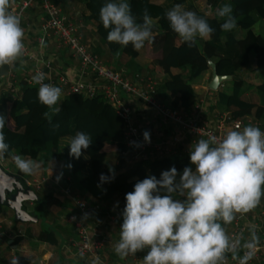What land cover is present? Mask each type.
I'll return each mask as SVG.
<instances>
[{
  "label": "clouds",
  "instance_id": "clouds-1",
  "mask_svg": "<svg viewBox=\"0 0 264 264\" xmlns=\"http://www.w3.org/2000/svg\"><path fill=\"white\" fill-rule=\"evenodd\" d=\"M9 9L10 0H0V67L16 65L25 48L21 19ZM216 15L223 20V32L237 27L231 4L222 5ZM163 16L189 47L197 39L210 38L215 31L182 4L167 9ZM99 20L109 30V43L123 47L131 44L139 51L154 40L155 25L148 9L144 8L138 18L128 0H105L99 9ZM44 79L42 72L32 76L33 83L39 85L38 102L49 109L43 116L51 123L60 111L57 104L62 90L44 83ZM5 122L0 112V159L10 148L3 132ZM143 138L149 142L150 134L145 131ZM91 144L90 134L77 131L69 142V155L79 158ZM12 159L26 175L38 167L35 161L21 155ZM189 161L191 166L182 172L173 166L162 171L159 179L149 175L125 194L119 239L114 245L121 260L146 250L142 264H222L225 253L233 247L222 223L230 224L236 214L252 211L264 198V131L254 125H237L219 138H201L190 145ZM99 179L103 183L109 177L101 173ZM11 264L17 262L13 260Z\"/></svg>",
  "mask_w": 264,
  "mask_h": 264
},
{
  "label": "trees",
  "instance_id": "trees-1",
  "mask_svg": "<svg viewBox=\"0 0 264 264\" xmlns=\"http://www.w3.org/2000/svg\"><path fill=\"white\" fill-rule=\"evenodd\" d=\"M204 1L210 9L218 4H231L233 15L237 19L236 28L244 31L243 35L236 37L234 31L236 28L231 32H223L220 29L222 18L214 14L207 15L194 8L189 2L186 4L185 0H168V5L154 3L152 0H128L134 15L139 18L142 10L147 8L158 25V31L153 35L154 40L145 43V47L151 48L154 52L152 61L155 72L163 76L161 86H158L157 81L156 91L170 93V105L182 107L184 110L191 109L196 97L190 82L209 70L207 60H210L215 64L217 74L233 76L229 80L231 83L229 94L216 93L217 103L227 108L233 106L234 109L229 112L234 116L251 115L264 122V83L254 86L258 103L255 105L246 102L239 98L244 86L238 74L239 69L252 60L254 64L252 70L264 77V32L253 31V25L257 21L260 20L264 25V0ZM104 2L105 0H84L82 13L86 12V19L95 23V35L109 53L119 51L128 57H134L136 51L131 44L123 47L107 41L109 30L105 29L99 20V9ZM175 4H182L186 10L196 12L215 29L210 38L201 39L200 47L197 42L192 47L182 40L175 42L177 35L163 16L164 12ZM171 68H176L179 72L170 73ZM17 87L15 96L6 94L0 87V112L6 117L3 132L6 142L10 145L3 159H9L11 155H21L42 165L59 161L61 174L71 176L81 194H88L95 203L103 207L116 202L121 224L122 212L126 204L125 194L133 190L137 181L149 175L159 179L162 171L173 166L178 172H182L186 166H191L188 155L142 159L125 166L127 154L122 142V121L101 97L86 98L75 94L61 96L57 104L60 111L49 123L43 116V113L49 109L37 100L38 88L27 85L22 76L18 80ZM77 131L90 134L92 144L88 149L82 150L79 158H74L69 155L68 145ZM112 159H116V165L113 167L110 164ZM101 173L109 177L107 182L101 183L99 179ZM15 174L20 177L26 175L18 169ZM34 192L37 199L31 201L30 213L36 218L34 222L40 220L43 215L46 217L42 220L46 221L49 216V205H59L60 202L50 203L49 193L39 195ZM42 220L35 236L36 241L57 249L60 232L58 226L53 222L43 223ZM16 224L18 222L12 219L10 228L15 232ZM20 238V235L15 233L10 244H16ZM139 261L142 262V257H137V264H141Z\"/></svg>",
  "mask_w": 264,
  "mask_h": 264
},
{
  "label": "built area",
  "instance_id": "built-area-1",
  "mask_svg": "<svg viewBox=\"0 0 264 264\" xmlns=\"http://www.w3.org/2000/svg\"><path fill=\"white\" fill-rule=\"evenodd\" d=\"M30 9L37 11L33 20L27 18V11ZM9 10L20 17L21 27L24 30L25 48L21 63L23 66L29 64L28 69H25L22 74L24 82L38 88L39 85L33 83L32 76L42 72L45 76L43 82L61 88V96L75 94L86 98L101 97L122 121V142L126 149L127 161L131 164L142 159L171 156L172 147L189 135L197 140L206 139L212 135L219 138L225 132L235 129L237 125L241 127L254 125L264 131V122L251 115L240 117L234 116L229 111L220 110L211 118L204 119L198 107L192 108L189 112H181L179 108L161 102L157 96L158 83L155 77L137 72L126 75L122 71L108 67L81 41L78 25L73 18L51 0H18L10 6ZM50 48L54 54L48 53ZM62 53H67L68 58L76 61L71 74L54 69L56 66H54L53 57L55 56L51 55L59 56ZM13 69V66H8L7 75ZM13 83L8 81L6 88L11 95L15 96L18 88L16 89L17 86L15 87ZM137 105H141L160 120L170 123L176 135L168 138L160 136L157 139L150 137V141L145 142L136 123ZM188 152L189 149L185 147L180 155H187ZM2 161L3 159H0V166ZM62 178L61 190L70 198L72 204L71 212L65 217L73 230V237L69 243L73 246L75 255L88 257L94 264L96 261L100 262L99 252L106 242L102 229L98 227V224L89 223L88 219L84 220V216L90 213L92 207H89L78 195H70L69 179L65 176ZM40 180L43 181V179ZM24 181L33 191L39 190L41 183L39 180ZM57 181L58 179L54 178L52 182L57 185ZM243 215H235L229 234L233 247L225 253L222 264H258L256 262L260 247L254 244H252L253 247H248L247 241L253 233L251 230L259 229L264 222V198L250 218ZM245 221L250 228V233L246 231ZM5 224L10 228L11 221L7 220ZM3 234L5 229L0 231V235ZM261 235L264 236V230L261 231ZM234 249H238L239 252L236 256L233 254ZM139 263L142 264L141 261Z\"/></svg>",
  "mask_w": 264,
  "mask_h": 264
},
{
  "label": "crops",
  "instance_id": "crops-1",
  "mask_svg": "<svg viewBox=\"0 0 264 264\" xmlns=\"http://www.w3.org/2000/svg\"><path fill=\"white\" fill-rule=\"evenodd\" d=\"M16 1H18V0H10V6L13 5ZM51 1L53 3H55L57 6H60V5L63 6L62 11L64 13L68 14L69 16H71L73 18V20L75 21V23L78 25V34L81 38V41L84 44H86V46L88 47V50L90 52L96 54L101 59V61L104 62L108 67H110L111 69L117 70V71H122L126 75H132L135 72L140 73V74L151 75V76L155 77V79H157V81L159 83L158 86H161V80H162L163 76L161 77L154 70V65H153V61H152V54L154 52H153V50H151V48L144 46L139 51L135 50L136 55L134 57H128V56L120 53L119 51H117V52H119V55L116 54L117 52L109 53L106 50L105 46L97 39V37L95 35V23L92 20L86 19V12L82 13V6L84 3V0H51ZM152 2L160 3L162 5H164V4L168 5L167 4L168 0H152ZM188 2L197 10H202L200 2H204V0H185L186 4H188ZM221 6L222 5L218 4V5L214 6L212 9H210V12H212V15L213 14L216 15V10L218 8H220ZM65 7H67V8H65ZM69 8L71 10H68ZM36 13H37V11L34 9L28 10L27 11V18L29 20H33ZM153 23L155 25V27H154L155 31H153V35H154L158 31V25L156 23V20H154V19H153ZM255 24H257V25L261 24L262 28L264 29V25L260 21H257ZM236 30H237V28L234 31H236ZM236 32H239V31H236ZM263 32H264V30H263ZM240 33H241V35H240V37H241L243 35L244 31L240 30ZM255 33H257V32H255ZM179 41H181V39L177 36L175 38V42L178 43ZM49 52L54 54L52 51V48H50V51L48 50V53ZM51 56H55V57H53V60H54V66H56V68H54V69L56 71L61 70L64 72H69L70 74L73 72V69L76 66V61L74 59L68 58L67 53H62L59 56L57 54L51 55ZM54 58H56V60ZM21 61L22 60L18 61L16 63V65L13 66L14 69L12 71H10L7 76H5V78H4L5 81L4 80L0 81V85L7 83L10 76H12L13 77L12 80H14V77L19 76V75L22 76V74H24L23 71L25 69H28L29 64H27L26 66H23ZM253 67H254V64L251 60V62L249 63L248 66L246 65V66L240 68L238 71V74H239L240 78L242 79L243 86H244L242 93L239 96V98L241 100L247 101V99H246L247 89L245 88V85H248L249 83H251V84H254L253 86H255L257 84L264 83V77H261L257 73H255L252 70ZM208 71L202 73L199 76V77H201L200 78L201 82L204 81V79H208V78H206V76L208 75ZM177 72H179V70L176 68L170 69V73H177ZM198 78H196V79H198ZM196 79H194V80H196ZM208 81H210V73H209ZM192 82L193 81H191V83ZM17 88L18 87H16V89ZM230 88H231V83H228L226 81L224 83L222 82L217 87V89L215 91H212V92L209 91L208 88L205 90L206 92H204V91H198L197 92L196 91L197 92L196 93L194 91L196 101H195L194 105L191 107V109L184 110L182 107H179V109L182 111H185V112H189L192 110V108L198 107L199 109H201V114H202V117L204 119L211 118L213 116L214 112H217L220 110L230 111V110L234 109V107L231 106V107L227 108L224 105H219L217 103V94H216L217 92H224V93L229 94ZM157 96L161 102H163L165 104H169V101L171 98L170 93L158 91ZM198 101H199V103H198ZM135 117H136V123L140 128L142 136H143V133L145 131H147L150 134V137L152 139H157L160 136L164 137V138H168L171 135H176V132L174 131V128L170 123H167L166 121L160 120L159 118L155 117L149 111L145 110L141 105L136 106ZM196 141H198V140L196 138H194L193 136H191V135L187 136L186 138L182 139L181 142H178L175 146L172 147L173 153L171 155L172 156L180 155L182 153V149H184L185 147L190 149V145L195 144ZM187 155L189 156V152ZM36 163L38 164V167L34 170V172L32 174H30V177H32V178H30V180L36 179V177H37L36 172H39V169H40L43 172V177H41V179H43L45 181L44 184L46 187L45 186L44 187L47 188L49 185L50 189L47 192L55 197L56 194L54 195L50 192L53 189H55L54 191L58 190L59 185H57V186L53 185V182L50 180V177L56 173V171H53L50 166L54 163H57L60 165V168H61V163L59 161H57V162L53 161V162H50L46 165H42L40 162H36ZM61 171H62V169L58 170V172H60V173H61ZM55 175H57V174H55ZM62 176H65L69 180L71 178V176L65 175V174H62ZM22 178L25 180L24 176ZM69 184H71V183H69ZM74 188H75V186H74ZM58 194H60V193H58ZM61 196L63 197L62 199H64V201H60V204L57 205V207L58 208L60 207L63 210H66L67 213H70L72 210V204H71L70 198L67 196H63V195H61ZM84 196L86 197V200L91 204V207H92V210L90 211V213L88 214L87 217H84L85 218L84 220H86L87 218L89 220H98V218L100 217V219H102L101 220V222H102L105 217L111 218L112 220H113V218H115V220L110 221V223H113L117 227V229L118 228L120 229L121 222H120V218L118 215V211H117V214H115L114 216H112L110 214L109 208L112 205L103 207L101 204L95 203L94 200L88 194H84ZM256 210H257V207L255 209H253L252 211H250L244 215L242 214V215L247 217V218H250L249 215L251 216ZM6 213H7V211H5L1 207V211H0V222H1V224H2V221H4L3 224L1 225L2 226L0 228L1 230L6 229L5 223L8 220L6 218L8 216H6L5 218H3V216H2ZM54 215H55V217L60 216L61 218L63 216H65V215H62V213H60L59 210H56L54 212ZM96 223L98 224V222H96ZM106 224H108V222H106ZM244 225H245L246 231L250 233V228L247 224V221H245ZM16 226L18 227L19 225L16 224ZM101 229L103 230V228H101ZM263 230H264V222L259 229H254V230L252 229L251 230V231H256L258 233V234H254V236L252 237L253 239L251 238L252 239L251 243L254 245H258L260 247V249L258 251L257 262H256L258 264H264V247L261 248V246L259 244L261 242V240L259 238L260 237L264 238V236L261 235V231H263ZM67 232H69V231H67ZM15 233H18L20 235L19 229H17V231ZM15 233H14V235H15ZM117 234H118V236L116 238L113 237L116 242L119 239V232H117ZM252 235H253V233H252ZM23 236L24 235H22V236L20 235L22 240L20 238V240L16 244H10L13 237L7 238V239H5L4 242H2L1 241L2 235H0V264H11V262L13 260H15L17 262V264H37V261H40V258L37 255V252H38L37 250H40V248L45 250V252L43 251L44 253H42V255L45 254V258H44L45 263L44 264H66V260L74 261L76 259L82 261L83 262L82 264H94V263L90 262V258H88V257H79V256H76L74 254V252L70 253V252H66V250L62 251L64 244L66 245V241L69 242V240L71 239L66 232H62V231L59 232V246L55 250V256H52V254H53L52 249H50V250L47 249L48 247H50V245L45 244L43 242H38L37 244L32 245V242L30 243L29 241H26L25 238L23 240ZM59 249H61V250H59ZM236 251H238V249H234V251H233V254L235 256H236ZM129 256L131 257V260L133 261L132 263H131V261L126 260V259L129 260L128 257L121 260L117 255H116V257H114V254L110 255V258H113V259L115 258L114 262H111L113 259L112 260L110 259L108 262H106V261L105 262H106V264H114L116 262H118L119 264H137L138 263L137 257L141 258L142 253L137 252L135 254V256H131V255H129ZM99 261L102 263V260L100 258H99Z\"/></svg>",
  "mask_w": 264,
  "mask_h": 264
},
{
  "label": "rangeland",
  "instance_id": "rangeland-1",
  "mask_svg": "<svg viewBox=\"0 0 264 264\" xmlns=\"http://www.w3.org/2000/svg\"><path fill=\"white\" fill-rule=\"evenodd\" d=\"M53 3V2H52ZM53 4H55V3H53ZM200 4H201V7H202V10H199V11H203L205 14H207V15H212V12H210V6H207L206 4H205V1L204 2H200ZM56 5V4H55ZM203 5V6H202ZM57 6V5H56ZM69 6V5H68ZM58 7H60L61 8V10H62V8H63V6H58ZM65 8H67V7H65ZM68 10H71L70 8L68 9ZM70 14V13H69ZM260 21V20H259ZM240 30L241 29H239L238 30V28H237V30L236 31H239V32H236L235 31V36L236 37H240V35H241V33H240ZM263 28H262V26H261V24H259V25H257V24H254V26H253V31H255V32H257V33H263ZM242 31V30H241ZM201 43V39H197V44L199 45V47H200V44ZM252 58V55L250 56V59ZM249 65V63L247 64V66ZM208 70H206L205 72H207ZM210 71V70H209ZM208 71V75L206 76V78H208L209 79V72ZM204 73V72H203ZM20 75L19 76H16V77H14V80H12L13 79V77H10L9 78V82L10 83H13L14 84V86H17V84H18V80L20 79ZM4 78H5V76H0V81H2V80H4ZM200 78L201 77H199L198 79H196V80H192L193 82L191 83V88L193 89V91H204V92H206L205 90L207 89V84H208V79H204V81H202L201 82V80H200ZM5 81V80H4ZM208 81V82H207ZM226 82V81H225ZM228 83H230V81H227ZM224 83V82H223ZM254 84H251V83H249L248 85H245L246 87L245 88H247V91H246V93H247V96H246V99H247V101L246 102H252L253 104H257L258 103V101H259V99H258V97H257V95H256V93H255V88H254V86H253ZM0 87L3 89V90H5V93L6 94H8L9 95V91H8V89L6 88V83L5 84H3V85H0ZM199 89V90H198ZM209 91H211L212 92V90H209ZM196 92V93H197ZM198 103H199V101H198ZM169 105H170V103H169ZM178 108V107H177ZM180 112V111H179ZM181 112H185V111H182L181 110ZM215 113V112H214ZM12 155L9 157V159H3V161H2V163H1V166H2V168L5 170V171H7V172H9V173H11V174H15V172H16V166H15V164H14V162H13V159H12ZM23 158H25V157H23ZM25 159H27V158H25ZM52 164V163H51ZM110 164H111V166L113 167V166H115L116 165V159H112V161L110 162ZM129 164H131V163H129L127 160H125V166H127V165H129ZM51 169L53 170V171H56V173L55 174H57V175H55V174H53V176H51L50 177V180L51 181H53L54 182V177L57 179L58 177H59V179H58V181H57V185H59L58 186V190H56V191H54L55 189H53L50 193H52V194H56L55 195V197L54 196H52L51 194H50V203L52 202V201H57V202H60V201H64V199H62L63 197L61 196V195H63V196H65L64 195V193L62 192V190H61V188L63 187V183L61 182L62 180H63V178H62V174L60 173V172H58V170L59 169H61L60 168V165L59 164H57V163H54V164H52L51 166ZM37 174V177H36V179L37 180H39L41 183H40V185H39V190H36V193H38L39 195L40 194H48V192L47 191H49V185H48V187L47 188H45L46 186H45V181L43 180H40L41 179V177H43V172L39 169V172H36ZM45 174V173H44ZM24 177H25V180L27 179V180H30V178H32V177H30V175H24ZM75 180H73V179H71L70 178V180L68 181V183H71V184H69V187H70V189H71V192L69 193L70 195H78L79 197H81L83 200H84V202L85 203H87V204H89L88 206L89 207H91V204L86 200V197L84 196V194H81L79 191H78V189H77V187L75 186V182H74ZM53 185H56L55 183L53 184ZM56 185V186H57ZM45 186V187H44ZM74 186H75V188H74ZM59 191V192H58ZM58 193H60V194H58ZM114 204V205H113ZM112 205V206H111ZM111 205H109V206H111L109 209V211H110V214L112 215V216H114L115 214H117V206H116V202H113ZM114 206V207H113ZM23 207L24 208H27L28 210H30L31 211V207H32V202L31 201H25L24 203H23ZM5 211H7V213L6 214H4V215H2L3 216V218H5L6 216H8V217H6L8 220H10V221H12V219H13V215H12V211L10 210V209H8V208H6V207H2ZM48 210H49V216L47 217V219H46V221L45 220H42V218L43 217H46V216H42L41 217V219L40 220H38L37 222H18V227L16 226V228L17 229H19V232H20V235H24L23 236V240H24V238L26 239V241H29L30 243L32 242V245H35V244H37L38 242L36 241V239H35V236H36V233H37V231L39 230V227L41 226V220H42V222L43 223H51V222H53L56 226H58V228H59V230L60 231H62V232H66L68 235H69V237L70 238H72L73 237V230L71 229V227L69 226V223L68 222H66V215H68V213H67V211L66 210H63L62 208H58L57 207V205L56 204H50L49 205V207H48ZM56 210H59L60 211V213H62V215H65V216H63L62 218L60 217V216H56L55 217V215H54V212L56 211ZM63 211V212H62ZM88 215H85L84 217H87ZM249 217H250V215H249ZM44 219V218H43ZM85 219V218H84ZM88 219V218H87ZM111 218H108V217H105L104 219H103V223L101 222V220L102 219H100V217L98 218V220H89L88 219V221H89V223H93V224H97L96 222H98V227L99 228H103V230H101L103 233V236L105 237V239H106V242H105V244H104V247H103V249L99 252V258L102 260V262H108L110 259L112 260L113 258H110V255L111 254H114V257H116V254H115V252H114V245H115V243H116V241L114 240V238L113 237H117L118 236V234H117V232H119V228L117 229V227L113 224V223H110V221H113V220H115V218H113V220L111 219ZM234 220H235V218H234ZM234 220L230 223V224H223L222 223V226L224 227V229H225V231H226V233H227V235L229 236V234L231 233V229H232V227H233V222H234ZM106 222H108V224H106ZM3 224V223H2ZM1 224V225H2ZM104 225V226H103ZM15 228V230H17ZM0 231H1V229H0ZM67 231H69V232H67ZM14 233H15V231L12 229V228H8V227H6V229H5V234H3L2 235V242H4L5 241V239H7V238H11V237H14L15 235H14ZM254 234H258L256 231H253V235L251 234L250 235V237H248L249 239H248V241H247V243H249V244H252L251 243V241H252V237L254 236ZM252 238V239H251ZM260 240H261V242L259 243L260 244V246H261V248H263L264 247V238L263 237H260L259 238ZM21 240H22V238H21ZM257 244V243H256ZM48 250H50V249H52V256H55V250H56V247H52V246H50V247H48L47 248ZM59 250H61V249H59ZM64 250H66V252H70V253H73L74 252V248H73V246L72 245H70V243L69 242H67L66 241V245L64 244V247L62 248V251H64ZM38 252H37V255L39 256V258H40V261H37V264H44L45 263V261H44V258H45V254L44 255H42V253H44L45 252V250H43L42 248H40V250H37ZM44 251V252H43ZM111 252V253H110ZM141 253H142V258H143V256L146 254V250L145 251H141ZM239 254V252L238 251H236V255H238ZM77 256V255H76ZM38 258V257H37ZM127 258V257H126ZM128 258H129V260L128 259H126L127 261H131V263L133 262L132 260H131V257L130 256H128ZM114 260H115V258L111 261V262H114ZM42 261V262H41ZM116 262V261H115ZM83 262L82 261H80V260H74V261H72V260H66V264H82ZM117 264H119L118 262H116ZM128 263V262H127ZM95 264H102L101 262H97L96 261V263Z\"/></svg>",
  "mask_w": 264,
  "mask_h": 264
},
{
  "label": "water",
  "instance_id": "water-1",
  "mask_svg": "<svg viewBox=\"0 0 264 264\" xmlns=\"http://www.w3.org/2000/svg\"><path fill=\"white\" fill-rule=\"evenodd\" d=\"M207 66L210 70V81L207 84L209 90L215 91L222 82L233 78L231 75L217 74L215 64L210 60H207ZM7 72L8 66L0 67V76H6ZM36 199L37 195L22 177L11 174L0 166V206L10 209L16 222H34L36 220L30 210L22 205L25 201Z\"/></svg>",
  "mask_w": 264,
  "mask_h": 264
},
{
  "label": "flooded vegetation",
  "instance_id": "flooded-vegetation-1",
  "mask_svg": "<svg viewBox=\"0 0 264 264\" xmlns=\"http://www.w3.org/2000/svg\"><path fill=\"white\" fill-rule=\"evenodd\" d=\"M24 203V202H23ZM23 205V204H22Z\"/></svg>",
  "mask_w": 264,
  "mask_h": 264
}]
</instances>
